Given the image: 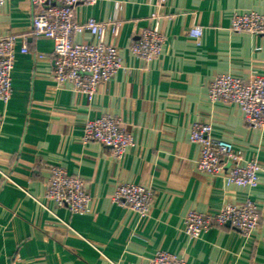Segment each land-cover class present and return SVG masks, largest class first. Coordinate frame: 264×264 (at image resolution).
Listing matches in <instances>:
<instances>
[{"label": "crops", "instance_id": "1", "mask_svg": "<svg viewBox=\"0 0 264 264\" xmlns=\"http://www.w3.org/2000/svg\"><path fill=\"white\" fill-rule=\"evenodd\" d=\"M32 10L28 0L0 5V36L15 33L16 50L22 44L28 49L16 56L10 99L0 102V264H147L161 250L188 264H264V124H246L238 106L208 93L219 74L243 81L264 77V35L230 28L234 14L264 16V0L79 5L77 21L121 23L107 40L118 47L122 65L91 98L53 81V42L31 35ZM153 13L163 42L160 53L146 61L131 54L129 45L153 25ZM191 26L202 28L199 40L188 35ZM73 40L95 41L87 33ZM105 114L119 118L131 138L120 157L80 140L83 121ZM199 123L211 127L213 138L232 142L245 159L257 160L255 187L228 185L196 168L199 147L189 134ZM53 165L83 179L89 214H71L45 198ZM124 182L152 190L145 216L112 200ZM245 201L259 212L250 236L227 225H213L197 239L184 233L190 210L211 213Z\"/></svg>", "mask_w": 264, "mask_h": 264}, {"label": "built area", "instance_id": "2", "mask_svg": "<svg viewBox=\"0 0 264 264\" xmlns=\"http://www.w3.org/2000/svg\"><path fill=\"white\" fill-rule=\"evenodd\" d=\"M96 0H28L32 10L30 33L36 38H48L53 42V68L51 77L58 84H68L74 92L91 98L102 82L109 80L121 67L118 47L107 40L115 36L120 22L98 21L88 17L80 22L75 19L76 8L81 4H94ZM166 0H159L164 3ZM5 0H0L2 5ZM159 16L152 14L153 25L144 27L140 35L129 45L136 57L149 61L161 50L163 36ZM230 28L238 32L264 35V16L255 13L234 14ZM87 33L94 42H75L73 35ZM200 26H191L188 35L199 40ZM16 34L8 32L0 36V102L10 99L11 71L18 53L28 51L26 44L16 50ZM212 100H221L239 107L246 124L259 127L264 124V77L254 76L241 80L227 74H219L209 85ZM120 119L101 115L83 121L80 140L97 142L120 157L131 144V138L120 127ZM189 140L199 147L195 165L199 171L219 176L228 185L253 188L258 183L259 164L255 158L245 159L243 152L232 142L213 138L208 124H194ZM45 184L44 196L56 206L65 207L71 214L90 213V196L84 181L77 175L68 174L63 167L53 165ZM12 185L18 186L6 177ZM153 192L141 184L124 182L116 186L112 200L119 206L128 207L138 216L147 214ZM259 223V212L254 203L245 201L225 204L211 213L190 210L184 218V233L197 239L211 226H229L242 236H250ZM66 225V224H64ZM68 228V226L66 225ZM147 264H188L182 256L161 250Z\"/></svg>", "mask_w": 264, "mask_h": 264}]
</instances>
